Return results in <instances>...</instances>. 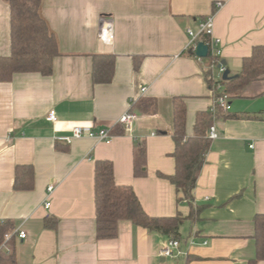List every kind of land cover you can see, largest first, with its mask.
I'll return each instance as SVG.
<instances>
[{
  "label": "crops",
  "instance_id": "1",
  "mask_svg": "<svg viewBox=\"0 0 264 264\" xmlns=\"http://www.w3.org/2000/svg\"><path fill=\"white\" fill-rule=\"evenodd\" d=\"M40 12L61 53L52 73H16L0 82V219L26 232L14 236L17 264H247L255 251L252 219L264 212V78L228 99L237 117L213 120L216 137L192 204L203 209L179 229L184 258L161 256L168 237L128 220L118 223L115 238H96L94 162L112 161L116 182L131 185L149 215H187L188 203H177L174 185L157 175L175 168L172 97H184L188 135L196 112L214 106L208 61L185 52L187 29L197 32L213 13L220 58L229 75L238 74L253 46L264 45V0H42ZM103 17L112 21L110 44L97 36ZM9 29L8 5L0 0V56L10 53ZM93 53L115 55L111 82L92 83ZM144 97L154 99L153 112L138 108ZM50 109L54 123L45 120ZM127 110L134 118L118 123ZM76 125L108 127L111 141L63 140ZM141 141L146 175L136 176L133 153ZM18 164L32 165V189L13 188ZM48 217L57 220L55 229L44 227Z\"/></svg>",
  "mask_w": 264,
  "mask_h": 264
},
{
  "label": "trees",
  "instance_id": "2",
  "mask_svg": "<svg viewBox=\"0 0 264 264\" xmlns=\"http://www.w3.org/2000/svg\"><path fill=\"white\" fill-rule=\"evenodd\" d=\"M9 9L10 53L0 56V82H7L16 73H38L48 76L52 73L53 60L60 55L55 34L49 28L47 21L41 15L42 0H4ZM217 7L214 5L215 11ZM204 39L208 41V37ZM193 55L191 51H185ZM91 81L93 84H105L112 81L115 71V55L112 53L91 54ZM203 59L208 61L204 76L214 100L226 95L228 99L238 97L243 88L253 81L264 78V45L253 46L250 55L241 60V69L237 76L220 81L213 79L214 68L218 58L209 48ZM217 84L220 85L216 89ZM264 95V91L262 92ZM172 132L174 143L171 156L174 159V172L159 177L167 179L176 190L177 203L185 201L190 206L187 215L177 211L170 216H151L142 207L133 187L129 184H119L115 180L112 161L98 159L94 162V203L96 238L112 239L118 234V223L128 220L136 226L155 231L171 239L180 240V226L185 219H192L203 209V206L193 207L194 188L200 170L205 162L209 149V128L216 117H237L224 111L218 104L213 108L199 110L195 114L192 133L186 132V103L184 97H172ZM138 108L144 112H153L154 99L140 98ZM254 118V117H252ZM113 133V129H112ZM134 173L136 176L146 175V145L141 141L136 144L133 153ZM34 186V169L30 164H18L14 170L13 188L15 190H30ZM253 234L255 251L247 264H257L264 260V212L253 216ZM43 225L48 229L57 227L54 217L44 219ZM14 222L0 219V245L5 240V234L13 231ZM5 241L0 248V264H17L14 251V237Z\"/></svg>",
  "mask_w": 264,
  "mask_h": 264
},
{
  "label": "built area",
  "instance_id": "3",
  "mask_svg": "<svg viewBox=\"0 0 264 264\" xmlns=\"http://www.w3.org/2000/svg\"><path fill=\"white\" fill-rule=\"evenodd\" d=\"M220 4H217V8ZM215 12V11H214ZM213 24H214V14L211 13L206 15L202 19H200L198 23V31L194 32L191 29H187L188 41L186 44L185 51H191L194 54V50L196 45L199 41L204 42L208 50L211 49V52L216 57L220 58L221 50L219 47L220 39L215 37L213 34ZM97 36L99 40L104 44H110L113 40V28H112V21L108 17H103L100 21V25L98 27ZM207 36L209 39L206 41L204 37ZM196 56V55H195ZM198 60H202L203 57L196 56ZM214 68L213 79L215 81H220L222 79V74L225 71L226 67L221 64L220 59L217 61V65L211 64V68ZM220 85L217 84L216 89H219ZM146 88H142L141 91H144ZM218 104L224 111H228L230 109V104L228 102V97L226 95L219 96L214 100V104ZM134 118V114L127 110L124 112L118 119V123L120 124H127L130 123L131 120ZM45 120L49 123H54L57 120V115L54 109H50L45 116ZM82 136L93 137L98 141L110 142L112 138L111 129L110 128H100L98 130H94L90 126H80L76 125L72 128V134L70 136L62 138L63 140L69 142L72 138H80ZM208 136L210 139L216 137L215 128L212 125L209 128ZM54 185L50 184L48 186V193L50 194L53 190ZM50 202L46 200L44 206L48 207ZM13 235H17L18 238L24 239L26 237V232L22 229H14L13 231L5 234V240L0 245L4 247L5 241L10 239ZM205 243V242H204ZM159 253L163 257H186L187 251L181 248L180 240L168 238L167 241L163 244Z\"/></svg>",
  "mask_w": 264,
  "mask_h": 264
},
{
  "label": "water",
  "instance_id": "4",
  "mask_svg": "<svg viewBox=\"0 0 264 264\" xmlns=\"http://www.w3.org/2000/svg\"><path fill=\"white\" fill-rule=\"evenodd\" d=\"M194 54L198 57H206L207 54H208V47L207 45L202 42V41H199L196 45V48L194 50ZM221 64L224 65L226 67V61L225 60H221ZM237 76V74L235 75H229V69H225V71L223 72L222 74V79L223 80H228V79H231L233 77Z\"/></svg>",
  "mask_w": 264,
  "mask_h": 264
},
{
  "label": "rangeland",
  "instance_id": "5",
  "mask_svg": "<svg viewBox=\"0 0 264 264\" xmlns=\"http://www.w3.org/2000/svg\"><path fill=\"white\" fill-rule=\"evenodd\" d=\"M9 233V232H8Z\"/></svg>",
  "mask_w": 264,
  "mask_h": 264
}]
</instances>
